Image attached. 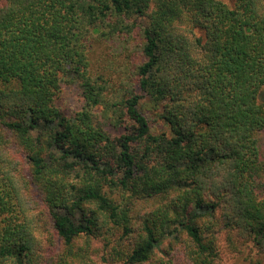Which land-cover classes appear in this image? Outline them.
Masks as SVG:
<instances>
[{
    "label": "trees",
    "instance_id": "obj_1",
    "mask_svg": "<svg viewBox=\"0 0 264 264\" xmlns=\"http://www.w3.org/2000/svg\"><path fill=\"white\" fill-rule=\"evenodd\" d=\"M230 1L0 0V264H38L31 186L61 244L49 264H92L91 241L117 238L120 219L118 242L134 235L114 192L158 204L128 253L112 247L123 264H173L154 258L167 240L190 264H215L221 230L264 263V0ZM93 35L140 41L136 80L115 102L89 76ZM64 86L82 99L73 117L56 106Z\"/></svg>",
    "mask_w": 264,
    "mask_h": 264
},
{
    "label": "rangeland",
    "instance_id": "obj_2",
    "mask_svg": "<svg viewBox=\"0 0 264 264\" xmlns=\"http://www.w3.org/2000/svg\"><path fill=\"white\" fill-rule=\"evenodd\" d=\"M227 5H231L230 0H220ZM88 42L87 57L89 62V76L94 82L104 86V98L111 102L119 100L126 95L136 80L137 65L142 62L139 54L140 41L135 35L133 37L115 36V37H101V35H93ZM264 92V89H263ZM149 99L142 101L141 112L146 116L151 126V133L158 134L165 130L162 120L159 117V109H156ZM264 102V99H263ZM56 106L59 108L61 114L65 117H73L82 106V99L79 91L74 86H64L60 96L56 100ZM113 136H119L122 131L109 129ZM260 144L264 150V133L260 135ZM18 169L24 178L29 181L28 169L25 159H19ZM32 187V188H31ZM30 187L29 194L24 197V202L29 206L32 213H42L39 217L40 223L45 228H42V233H37L40 239L41 248L37 257L38 264H49L57 257L61 249L60 241L58 240L52 224L42 205L41 195L33 186ZM25 195V194H24ZM114 200L120 203L122 210L127 209L128 224L133 229V234L129 238L122 237L118 242L119 237L123 234L124 222L120 219L117 226H112L115 237L109 239L106 243L105 236L96 237L91 241L92 264H123V257H116L111 251L115 247L117 251L126 254L130 251L134 244V240L139 233L144 216L151 212L158 205L155 200H146L144 198H124L121 199L120 192L112 194ZM82 215L81 212H75L76 220ZM44 222V223H43ZM140 231V230H139ZM227 232L221 230L215 235L218 256L215 264H261V259L257 256L250 244L245 243L244 239L238 237L234 232ZM106 238H108L106 236ZM180 239H183L180 236ZM182 244V245H180ZM185 243L169 244L165 241L162 246L155 251V259H162L164 261H172L173 264H190L187 257L184 256L183 250ZM261 262V263H260ZM264 264V263H262Z\"/></svg>",
    "mask_w": 264,
    "mask_h": 264
}]
</instances>
